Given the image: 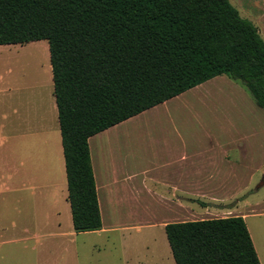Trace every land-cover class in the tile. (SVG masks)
Returning <instances> with one entry per match:
<instances>
[{
	"label": "trees",
	"instance_id": "obj_1",
	"mask_svg": "<svg viewBox=\"0 0 264 264\" xmlns=\"http://www.w3.org/2000/svg\"><path fill=\"white\" fill-rule=\"evenodd\" d=\"M47 40L75 232L102 220L88 139L215 76L264 109V38L229 0H0V45ZM176 264H260L241 216L168 223Z\"/></svg>",
	"mask_w": 264,
	"mask_h": 264
},
{
	"label": "crops",
	"instance_id": "obj_2",
	"mask_svg": "<svg viewBox=\"0 0 264 264\" xmlns=\"http://www.w3.org/2000/svg\"><path fill=\"white\" fill-rule=\"evenodd\" d=\"M46 70L52 79L48 64ZM199 85L132 116L141 119L133 128L120 127L128 118L88 139L102 227L86 232H116L128 228L121 226L119 217H133V228L145 234L133 238V264L146 260L137 248L148 250V241L156 244L154 236L147 238L154 229L165 233L168 223L228 216L243 218L260 264H264V197L249 200V183L240 190L235 188L250 162L261 157L264 165V115L258 114L260 122L246 127L235 119L219 128L178 126L182 110L177 105L171 114L169 103ZM10 92L4 89L0 95V237L9 236L0 242L32 238L56 242L64 236V216L69 220L68 229L73 228L60 129L53 149L43 144L40 107L37 114L30 106L23 108L7 98ZM51 94L55 117L53 88ZM167 114L168 121H163ZM14 194L19 205L17 220L12 218ZM15 228L20 237L11 236ZM161 247L165 250L158 263L176 264L171 249Z\"/></svg>",
	"mask_w": 264,
	"mask_h": 264
},
{
	"label": "rangeland",
	"instance_id": "obj_3",
	"mask_svg": "<svg viewBox=\"0 0 264 264\" xmlns=\"http://www.w3.org/2000/svg\"><path fill=\"white\" fill-rule=\"evenodd\" d=\"M229 1L242 17L253 22L264 38V0ZM47 64L51 69L47 40L0 48V91L3 92L0 95H4V89H10L11 92L7 94L10 101H16L21 107L30 106L35 109L36 114L40 107L44 124L42 142L49 144L53 149L59 127L57 114L53 117L50 105L53 82L51 77L48 78ZM169 104L173 107L170 110L171 114L175 113L177 105L182 110V113H178L177 123L178 126L186 127H226L230 125L231 119H235L239 126L246 127L260 122L257 119L258 114L264 115V109L257 106L247 87L240 80H233L226 74L200 84L197 89L189 90L184 96ZM161 119L168 121V114ZM140 120L132 117L119 125L123 128H133ZM45 154L43 151V164L46 163ZM243 172L241 184L235 188L240 190L249 183L247 193L249 200L262 199L264 165L261 157L254 163L250 162L247 168H243ZM16 196L11 195L14 198L13 220L18 219L19 205ZM2 205L3 201H0V215L3 218ZM119 220V223L123 224L121 226L128 228L100 235L93 232H78L79 234L74 232L72 236L70 231L74 230L68 229L69 220L64 216L61 224L64 236L56 239V242L48 243L44 238H32L25 242H0V264H133V238H140L144 233L133 228V217H119ZM2 225L3 223H0V228ZM151 234H148L147 238L154 236L157 246L148 241L146 243L148 250L141 246L137 249L140 256L146 258L143 264H160L158 257L163 255L165 250L161 246L167 245L169 251L170 247L163 229L156 228ZM11 236L15 238L21 236L18 228L12 231ZM8 237L7 235L0 237V240Z\"/></svg>",
	"mask_w": 264,
	"mask_h": 264
}]
</instances>
